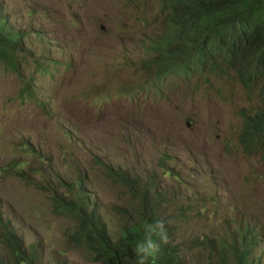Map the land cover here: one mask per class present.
<instances>
[{"label": "rangeland", "instance_id": "374dc122", "mask_svg": "<svg viewBox=\"0 0 264 264\" xmlns=\"http://www.w3.org/2000/svg\"><path fill=\"white\" fill-rule=\"evenodd\" d=\"M165 16L162 0H0L22 60L17 73L0 65V216L25 248H39L40 264H102L67 245L74 221L51 206L67 182L83 180L118 230L113 208L129 191L97 159L142 185L155 178L180 225L176 242L191 247L185 264H206L193 246L242 224L254 226L264 263V160L240 142L258 86L248 90L234 72L153 80L151 39ZM5 248L0 228V258Z\"/></svg>", "mask_w": 264, "mask_h": 264}, {"label": "trees", "instance_id": "16d2710c", "mask_svg": "<svg viewBox=\"0 0 264 264\" xmlns=\"http://www.w3.org/2000/svg\"><path fill=\"white\" fill-rule=\"evenodd\" d=\"M162 9L164 30L152 45L159 75L178 73L191 79L206 71L222 76L233 71L245 87L258 85L260 105L253 113H242L240 142L248 154H261L264 159V0H162ZM20 40V34L8 31L7 22L0 18V65L11 73H17L22 64L17 53ZM37 69L48 70L42 64ZM27 89L31 91L32 83ZM99 163L109 179L129 191L125 204L113 208L121 225L112 234L97 205L87 197L83 180L77 185L74 179L67 182V193L52 196L51 204L55 214L74 221L67 245L102 264H138L136 246L151 242L158 245V251L149 256L147 264H184L182 244L175 240L180 225L162 208L163 200L154 190L155 178L150 176L142 185L140 178ZM158 220L164 221L167 243L160 242L158 229L153 230ZM0 228L7 252L0 264H40L39 248H25L1 216ZM252 241L248 234L234 245L225 239L209 240L207 264H248Z\"/></svg>", "mask_w": 264, "mask_h": 264}, {"label": "clouds", "instance_id": "9594fccd", "mask_svg": "<svg viewBox=\"0 0 264 264\" xmlns=\"http://www.w3.org/2000/svg\"><path fill=\"white\" fill-rule=\"evenodd\" d=\"M164 30V26H162V31ZM161 31V32H162ZM155 38V37H154ZM154 38L151 39L152 41V45H153V40ZM152 48V47H151ZM226 72H229L227 75H230L231 72L233 71H226ZM156 75L154 76V79H162L163 77L167 76H160L158 71L156 70L155 71ZM235 73V72H234ZM168 75H172V74H176L175 76H179L177 75L178 73H167ZM180 75H183V74H180ZM199 77L201 75L197 74ZM195 75V76H197ZM236 75V74H235ZM159 76V78L157 77ZM184 76V75H183ZM195 76L193 78H195ZM237 79L240 81V79L238 78V76L236 75ZM184 79H186V81H190V79L187 78V76H184ZM192 79V78H191ZM241 82V81H240ZM242 83V82H241ZM243 84V83H242ZM244 85V84H243ZM258 85L254 86L253 88H247L248 90H253L255 88H257ZM29 91V90H28ZM25 91V94L24 96L22 97L21 100L25 99L26 97H31L30 96V93H32V89L31 91ZM100 101V100H98ZM241 135V134H240ZM244 150V148H243ZM245 151V150H244ZM246 152V151H245ZM247 153V152H246ZM248 154V153H247ZM255 154V153H254ZM97 159V158H96ZM264 160V159H263ZM98 163L99 162H102L100 161L99 159H97ZM103 163V162H102ZM100 164V163H99ZM101 165V164H100ZM104 166H110V165H107V164H104ZM102 166V165H101ZM103 167V166H102ZM111 167V166H110ZM104 168V167H103ZM105 169V168H104ZM115 169V168H114ZM106 170V169H105ZM119 170V169H117ZM122 171V170H121ZM124 172V171H123ZM152 176V175H151ZM123 204H125V201L121 204V205H118V206H122ZM118 206H115V207H118ZM186 215L188 216V214L186 213ZM69 218V217H68ZM190 218V217H189ZM192 221H193V218H190ZM72 220V219H71ZM190 220L187 218V223L189 222ZM158 229L159 231L157 232V235L159 236L160 238V242L161 243H167V230L164 226V221L162 220H158L153 228V230H156ZM247 229H250V230H247ZM248 234L249 236L252 237L253 239V243H252V247H251V253H250V256H249V260H248V264H264L262 262V258L260 257H257V252L258 250L260 249V244H259V238H258V235L257 233L255 232L254 230V226H249L248 224H242L240 226H237L236 228L234 229H230L228 230L227 234L226 235H217L216 238L212 237V236H207L205 239L203 238L202 240H199L198 243L196 245L193 246V248H197V249H201L203 251V254H204V259L209 261L211 259V253L209 251V249L207 248V245L209 243V240L211 239H219V240H227L229 243H232L233 245L235 243L237 244H240L242 242V238H243V235H246ZM19 235V234H18ZM191 249L190 248H186L184 250H182V254L184 255V264H185V260H186V256H187V251ZM135 251L137 252L138 254V264H147V260L149 258V256H152L154 255V253L156 251H158V245L154 244V243H149L146 247L144 245H137L136 248H135ZM208 263V262H207ZM206 263V264H207Z\"/></svg>", "mask_w": 264, "mask_h": 264}]
</instances>
